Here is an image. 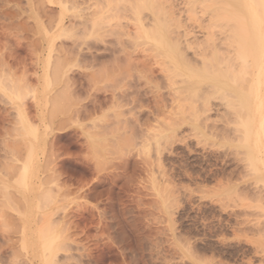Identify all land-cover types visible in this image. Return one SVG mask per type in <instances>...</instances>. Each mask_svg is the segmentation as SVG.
I'll use <instances>...</instances> for the list:
<instances>
[{
  "label": "rangeland",
  "instance_id": "1",
  "mask_svg": "<svg viewBox=\"0 0 264 264\" xmlns=\"http://www.w3.org/2000/svg\"><path fill=\"white\" fill-rule=\"evenodd\" d=\"M42 1L0 0V264H264V182L257 184L237 148L227 103L207 84L193 91L197 99L186 74L144 44L125 37L128 54L122 52L116 35L104 34L107 24L95 26L98 33L88 22L84 34L59 35L49 53L34 20L51 30L59 8ZM171 2L181 10L175 34L191 28L198 41H189L203 48L209 16L198 6L195 15L202 14L193 17L186 1ZM78 3L69 4L66 23L96 12ZM118 15L110 24L135 29L136 19ZM194 47L186 51L193 62ZM50 55L48 81L40 82L39 64ZM33 89L45 100H33ZM16 91L21 103L13 102ZM33 143L41 179L24 189L22 167ZM49 212L54 218H44ZM39 228L55 235L52 253H43ZM27 241L38 255L23 247Z\"/></svg>",
  "mask_w": 264,
  "mask_h": 264
},
{
  "label": "bare ground",
  "instance_id": "2",
  "mask_svg": "<svg viewBox=\"0 0 264 264\" xmlns=\"http://www.w3.org/2000/svg\"><path fill=\"white\" fill-rule=\"evenodd\" d=\"M79 1L80 0H48V2L52 5V7L57 6L59 8L58 9L59 14L57 16H55V14H54V16L57 18H56V22L52 26V28L50 27L51 30H49L47 27H45L46 25L44 26V22L43 23H42V21L40 22L39 21L40 19L36 18L34 20L35 21L34 22L35 27L37 29L36 31L34 30V33L36 32L39 35V38H40L39 42L41 43L40 45L44 46L47 42H49L48 43L49 46H47L49 53L52 52V50L55 51L54 46L57 42L56 39L59 37V35L61 36V34L64 35L65 33H68V32H70V34H71V31H73V32L75 31L76 33L79 31L80 33L84 34L85 29H86L85 33H86V31H88V28H89L88 22H92L93 25H91L92 26L91 29L93 30V32L94 31L97 32L96 31L97 28L95 26L107 24L104 28L106 32H104V31H102V32H104V34L105 33H111L112 35L114 33V35H116V37L118 38V44L121 46V51L125 52L126 54H128V48H127L128 47V45H127L128 41L126 44V41H124L125 40L124 38L128 37L129 39L131 38V40L132 39L135 40L134 45L148 46L151 50L156 51L159 55H163V57H165V60L167 59V61H168L167 63L172 65L175 68V70H177V72L180 71V73L183 72L184 74H186L185 77H187V79L189 80V81L187 80L188 81L187 82L185 79L186 84H189L191 82V84H189V86H188L189 88L188 87H186V88H188L191 91V93L194 90H198L200 87L207 84V86L209 88H212L209 91L213 90L214 93L218 94L217 95L218 97L221 96L220 98H222L224 100V102L227 103L226 105L231 110V113H233V115H234L233 116L234 120L233 121L231 120V121L235 122V124H233V125H236L235 130L236 131L238 130L239 131V132L237 131L238 135H240L238 137L239 141L235 140V142L238 141V147L237 146L236 147L239 148L240 151H243L241 153H244V155H245V160H246L245 163H247L248 168L252 173V174H250V173L249 174L251 176L253 175L255 177L257 184H259L260 182H264V0H183V2L186 1L183 3V5H186V7H188L189 12L194 11L195 8L196 7L198 8V6H199L200 9H203V14L204 15L207 14L209 16L207 18L208 20L204 24L205 27L202 25V23H200L201 26H203V28L206 29V31H207L206 33H207L208 39L206 38L205 43H203L204 44L203 48L200 45L201 44L200 42H199V45L201 47L198 46V43H197V47H196L197 49L194 47L196 45L192 44L191 41H189V39H188V37H193V34H194L193 30L191 31V28L187 27V29H190V31L192 33L189 30L187 31V29L185 31L184 30L185 28H184L183 29L184 33L178 34L179 30H181V27H180V29L177 31V34H175L176 29H175V27L173 28L172 22L174 20L173 18H177L176 14H179L178 12H180L181 10H179V11L176 10V9H178V7L174 4L176 6L175 7L173 5V3L171 2V0H168L169 5L165 4V2L168 3L167 0L166 1L165 0L164 1L163 0H92L94 2V4H92L91 1H90V3L92 4L91 6L93 8H94V6H96L93 9L96 12L94 11L95 13L93 12L94 14H92V16L87 15L88 13L86 14L87 16H89L90 19L87 16H85V17H83L81 15L75 16L76 15L75 14L74 18L80 19V22H78L79 25H78V23L77 24L75 23V22H77L76 20H75V22H72V23L69 22L70 24L66 23L65 20H66V17L68 16V15H66L67 12L69 13V10L73 11L69 6L73 5V3H74L73 6H76L75 3L77 4ZM45 2H43V3H45ZM80 2H82V4H86V3H88V0H82ZM90 3H88V4H90ZM46 5H48V4H46ZM91 6L88 5V7H89V8L87 7L88 10L92 8ZM173 6L175 7V9ZM78 7H77V9H78ZM189 7H190V9H189ZM81 9H83V8L81 7ZM84 9H83V12L85 11ZM48 11L45 13H49ZM173 11H177V13L175 12L176 17L173 16L174 15ZM195 11L192 13L193 17L196 14ZM31 12H32V9H31ZM65 12H66V14H65ZM119 13H121V14L125 13V15L127 14L126 15L127 17L130 16V18H132L134 20L136 19L135 21H137V22L135 23V29L134 30L130 29V30H133L132 32L128 29L129 26L128 27L122 26L123 24L114 26V25L110 24V19H111L110 16L113 17L115 15V18H116V16ZM35 14L36 13H34V17L37 16ZM180 14H183V12ZM188 14L189 13H187V15ZM201 14H199V15L201 16ZM32 15H33V13H32ZM198 16H196V17H198ZM49 18H50V15H49ZM51 18L54 19L52 17V15H51ZM189 18H190V16H189ZM204 18H206V17H204ZM127 19H129V18H127ZM194 19H196V18H194ZM71 20L73 21L74 19H71ZM118 20H120L119 17H118ZM50 21L52 22V23H50V25H52L54 23V21H52V20H50ZM104 21H105V23H104ZM177 22H179L178 19H177L176 23ZM201 22H203V20ZM179 25H181V24L179 23ZM23 27H25V26L23 25ZM33 27L34 26H32V28ZM81 27H82V29L80 30ZM171 27H172V29H171ZM26 28L27 27H25L24 29H26ZM100 29H101V27H100ZM174 29H175V31H173ZM18 30H19V28H18ZM81 31H83V32H81ZM82 34L81 35L79 34V36H82ZM66 36L68 37L69 34ZM66 36H63V37H65V39H66ZM98 36H101V35L98 34ZM104 36L106 37L107 35H104ZM218 36H220V37H218ZM77 37H78V35H77ZM195 37H193L194 38L193 41H195V39H196ZM74 38H76V37H74ZM68 39H70V38H68ZM217 40H220L219 43L217 42ZM140 41H142V43ZM197 41H195V42H197ZM77 42H79V40ZM37 45H39V44H37ZM74 47H75V45H74ZM193 47L195 48L193 55H195L197 57V60L195 61L196 64H195V62H193V60L189 59L188 56L186 55V51L188 49L193 51L192 50ZM190 50H188V51H190ZM131 55H132V53H131ZM131 55H129V56L131 57ZM154 56H155V54H154ZM154 56H152V59ZM157 56H156V58H157ZM147 57H149V56H147ZM50 58H51V55H50L49 59H47V61L40 62V64H39V65L42 64L40 66L42 69V74L41 75L39 74L37 77L38 81H40V82H42V81L46 82V80L49 77V70H50L49 66H50V61H51ZM148 59L150 60L151 58H147V60ZM194 60H195V58H194ZM153 61H154V59H153ZM141 63H142L141 65H144V66L146 65L145 64L146 62H144V60H143V62L141 60ZM51 64L53 65L52 62H51ZM200 64L202 65L201 68L199 67V66H201ZM195 65H196V67H195ZM183 81H184V78H183ZM8 82L10 83V81H8ZM50 85H51V83H50ZM0 86H2V85H0ZM41 87H42V85H41ZM15 90H16V88H15ZM33 90H34V91H32L33 95L31 94V92H30V94L28 93L29 96L32 95L31 97L34 98L33 100L36 99V101H38L39 103L41 102V100H45V99H42L43 97L39 95L41 93H39L38 90H35V89H33ZM6 91H8V90L6 89ZM10 91L13 92L14 90L11 89ZM14 93H13L14 97H12V99L15 98V100H18L17 103L19 101H20L19 103H21V101H23L22 99H25V97L23 96L22 93H19L18 91L14 92ZM193 93H194V95L196 93L198 94V92H196V93L193 92ZM41 95H46V94L43 92ZM202 95L205 96V94H202ZM207 95H209V94L207 93ZM207 95H206V97H207ZM22 97H24V98H22ZM191 97H192V94H191ZM196 97H197V99L199 98L198 95ZM192 98H190V99H192ZM200 99H201V97H200ZM15 100L13 101L14 103H15ZM204 100H208V99L204 98ZM192 101H193V99H192ZM24 105H25V103H24ZM204 105H203V107H206V104H204ZM15 108L16 107H14V109ZM206 108L209 109V107H206ZM17 109H18V114H20L21 112H19V111H21V106H19V104L17 106ZM197 116H198V114H197ZM195 117H196V114H195ZM35 130H37V129H35ZM28 134H29V132H28ZM235 134H237V133H235ZM33 137L35 138L34 140L37 141L36 143H40L39 142L40 139L37 138L36 132H33ZM97 137L99 138V136H97ZM101 137H102V135H101ZM93 140L94 139H92V141ZM35 149H36V145L34 144V146L32 145V152H31L30 158L25 163V165H23L24 167H22L23 170H22V178H21L20 184L24 187V189H26V188L29 189V187H31V185L35 183V182L32 183V181L34 179H37V180L41 179L40 168L38 167V164L37 165L35 164V163H37V160L35 162L36 157L34 158V156L36 155ZM246 171H247V169H246ZM250 175H248V176H250ZM37 180H35V181H37ZM257 184H256V186H257ZM262 184L263 183H261V185ZM231 192H232V190H231ZM42 196H46V194H44V195L42 194L40 196V198ZM258 197H259V195H258ZM27 198H29V197H27ZM46 198L44 197L45 200H48V201L51 200V199H46ZM24 200H26V199H24ZM259 201L261 202L262 200H259ZM38 202L40 203V200ZM39 203H38V205H39ZM41 204H42V202H41ZM48 206H49V203H48L47 207ZM28 207L29 206H27V208ZM42 207H43V204H42ZM44 207H45V205H44ZM38 209H39V206H38ZM40 210H43V209H40ZM57 210L58 209H56V211ZM24 211H26V210H24ZM54 211H52V212H54ZM27 212H29V211L27 210ZM52 212H49L50 215H45V213H43L42 215L44 216V218H45V216H49V218H51L53 216ZM24 214H26V213L24 212ZM24 214H23V216H24L23 218H26L27 216ZM54 214H55V212H54ZM52 218H54V216ZM63 218H64V216H63ZM63 218H60V219H63ZM27 219L29 220V218H27ZM27 219H25V220H27ZM38 219H41V218H38ZM48 220L49 219H47V223L53 224V221L50 223V222H48ZM50 220H53V219H50ZM58 221L56 220V223ZM254 221L252 219V222H254ZM258 221H256V222L258 223ZM39 222H40V220H39ZM42 222H43V219L40 223H42ZM24 223H25V221H24ZM47 223H45L43 225H46ZM39 225H42V224H39ZM24 226L27 227L26 223L24 224ZM56 226H57V224H56ZM40 227H42V226H40ZM22 231L24 233L27 232V230L25 232L24 229ZM41 231L43 233H45V234H43L41 232V234H40V235H42L41 236L42 237L41 240H43L42 243H44L42 251L44 253L47 250V251H50L52 253V251L54 250L53 246H54V241H56V239H55L56 237H54L55 235H53V236L49 235L50 230H48V229H46V232L44 230H41ZM51 232H52V230H51ZM51 232H50V234H51ZM26 235L24 234L25 239H26V237H28ZM58 235H59V233H58ZM263 236H264V234H263ZM31 238H32V236H29L28 241ZM34 238H35V236H34ZM37 238H39V237H36V239ZM25 239H23L22 241H24ZM26 240H25V242H26ZM28 241H27L28 244L26 243L28 246L25 244V242H24L25 245L24 246L22 245V246L24 248L26 246V248L28 250H29V248H31L30 249L32 251L31 254L32 253L34 255L37 254L40 249L36 248V246L34 245L33 242H31L32 243V245H31V244H29L30 242H28ZM31 241H34V240H31ZM38 243H40V242H38ZM24 248H22V249L24 250ZM19 250H21V249H19ZM23 250H21V251H23ZM56 250H58V249H56ZM33 254H32V256H33ZM50 254H48V256H50V257L47 256L48 259L47 260L45 259L44 262H47L51 257H53ZM52 255H54V254H52ZM22 261H23V258H22ZM51 263H52V261H51ZM55 264H56V262H55Z\"/></svg>",
  "mask_w": 264,
  "mask_h": 264
}]
</instances>
